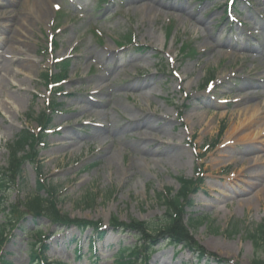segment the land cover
<instances>
[{
	"label": "rangeland",
	"instance_id": "1",
	"mask_svg": "<svg viewBox=\"0 0 264 264\" xmlns=\"http://www.w3.org/2000/svg\"><path fill=\"white\" fill-rule=\"evenodd\" d=\"M3 22L8 28L0 27V35L23 33L30 49L18 57L33 63L11 77L21 92L19 102L5 98L14 109L0 99V167L22 129L42 135L40 167L25 161L3 199L16 211L5 260L32 264L34 238L45 243L49 264H116L119 248L155 237L109 222L161 226L165 206L158 195L177 193L184 178L198 186L184 221L205 219L192 231L198 247L231 264L264 261V244L255 246L250 237L264 223V0H0ZM59 67L66 70L62 83L41 80ZM44 114L45 126L30 119ZM165 119L168 130L157 138L181 143L180 159L142 157L135 146L146 120L162 125ZM244 160L258 162L247 168ZM39 180L54 189L62 215L100 223L104 236L27 214L25 200ZM5 223L0 207V226ZM37 230L42 239L32 234ZM163 242L148 264L206 262Z\"/></svg>",
	"mask_w": 264,
	"mask_h": 264
},
{
	"label": "trees",
	"instance_id": "2",
	"mask_svg": "<svg viewBox=\"0 0 264 264\" xmlns=\"http://www.w3.org/2000/svg\"><path fill=\"white\" fill-rule=\"evenodd\" d=\"M65 71L66 70L61 67L58 68V71L55 74L48 71L41 77V80L45 83H50L51 85L60 84L66 78ZM209 82L210 81H206L205 84L207 85ZM26 119L28 121L33 119L38 127L42 121L45 122V124L43 123L44 126L49 121L47 114ZM41 141L42 135L40 132H33L29 128L22 129L9 146V156L6 167H0V207L3 208V213L6 217V225L0 226V264H10V262L5 260L4 255L6 254L3 253V248L7 241L6 234L8 227L15 221L13 216L14 213H16L15 210L13 212L10 208H5L4 205L6 204V201L3 199L5 193L9 192L10 184L15 185V182L20 180L21 167L25 161L36 165L37 168L40 167V165L37 164L38 162H36V158L38 156L37 146L40 145ZM178 181L180 188L177 193L172 194L168 191L158 195L160 202L165 206V214L161 220V226H155L154 228L147 222L135 220L128 223H121L115 218L109 222V225L115 230L121 228L125 231L137 234L140 238H142V236L155 237L153 239H148V243H143V239H140L138 244L133 247L119 248L117 251L116 264H148L149 258L155 249L154 245L159 243L160 240L165 241L163 242L165 245L173 247L175 250L180 247L179 249L182 251L193 253V255H196V257L199 258V262L206 259L205 264H210L209 260L218 264H231L229 261L208 256L204 250L198 247L194 242L192 231L199 225L203 224L205 219L198 220L197 218L190 216L187 221H184L183 217L186 214V209L192 207L190 197L191 194L196 191L198 186L195 181L190 179L179 178ZM200 182L201 180L198 183ZM37 185L35 192L25 200L24 208L27 214L43 213L47 215L46 217H50L51 220L54 221V224L61 226H75L80 232L91 229L95 237H102L103 232L101 231L100 223H91L85 220H72L68 218V216L62 215L57 209V197L54 193V189L48 188L41 180L38 181ZM42 191H45L47 195L44 196ZM88 197L89 196H87V198ZM91 202H93V200L90 198L87 203L90 205ZM32 234L38 239H41L43 236V232L40 230H37ZM250 237L255 246H257L259 242L264 244V223L260 224L256 229V232H254L253 235H250ZM93 248V239H90V252H92ZM45 249L46 246L41 240L37 241L36 239L31 238L30 262L32 264H48L44 257ZM77 252H79V248L77 249ZM252 264H264V261H255Z\"/></svg>",
	"mask_w": 264,
	"mask_h": 264
},
{
	"label": "bare ground",
	"instance_id": "3",
	"mask_svg": "<svg viewBox=\"0 0 264 264\" xmlns=\"http://www.w3.org/2000/svg\"><path fill=\"white\" fill-rule=\"evenodd\" d=\"M35 7L33 8V11L36 12V10H34ZM38 13V12H36ZM22 24H25V20L22 19ZM1 28H8L7 23L3 22L0 24ZM18 33L21 34V30L17 29ZM22 36L17 39L13 33L11 34V38L6 36L5 34L3 36L0 35V47H5V48H1L0 49V99H3L5 101L6 99H12L13 101H17L19 102L21 100V92L20 89L16 86H14L11 82V77L12 76H16L19 74V72H23L24 70L29 69V67L31 66V64L33 63V60H31V58L28 57H23L20 58L18 57V55L20 53H22L23 51H29L30 46L29 44L26 42V38H24V34H21ZM6 45V46H5ZM17 69V71H15V69ZM188 73V72H187ZM107 81H109V78H104ZM6 91H11L10 94H6ZM143 99H145V101L149 104L148 99L146 97H144ZM5 103L9 106L10 109H14L11 106L10 102H6ZM89 106H92V104H88ZM193 109L196 110V106H193ZM258 114V108L257 110H252L249 113V117L255 116ZM197 115V114H196ZM195 117V116H194ZM2 119V118H1ZM4 121V119H2ZM12 125H8L7 127L10 129ZM168 126H169V122L167 119L164 120V122L162 123V125H156L154 124L151 120H146L145 122V130L146 132H144L140 137H141V141L142 144L136 145V149L138 154H140L142 157L145 156H150L152 158H166L169 159L171 161H177L180 159L182 152H181V143L180 144H168L165 142H162L161 140H159L157 138V134H159V130L161 132L167 131L168 130ZM0 127H2L0 125ZM260 132L256 133L254 135L257 136L259 135ZM154 143L155 146H151L150 143ZM165 143V147L161 148L160 146ZM255 148V147H253ZM253 148H246L244 149V151H251ZM244 163H248V167L250 166V164L252 163H257L256 162H248L246 160L243 161ZM239 175L242 179L247 178L248 176V171L245 170H241L239 172ZM256 179L258 181H260L262 179V176H260L259 178L256 177Z\"/></svg>",
	"mask_w": 264,
	"mask_h": 264
},
{
	"label": "water",
	"instance_id": "4",
	"mask_svg": "<svg viewBox=\"0 0 264 264\" xmlns=\"http://www.w3.org/2000/svg\"><path fill=\"white\" fill-rule=\"evenodd\" d=\"M36 216H40V213H39V214H37Z\"/></svg>",
	"mask_w": 264,
	"mask_h": 264
}]
</instances>
